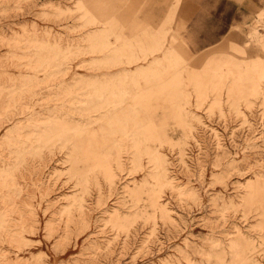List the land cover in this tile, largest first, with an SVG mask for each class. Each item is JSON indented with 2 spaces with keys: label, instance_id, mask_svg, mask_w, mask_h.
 I'll return each mask as SVG.
<instances>
[{
  "label": "rangeland",
  "instance_id": "obj_1",
  "mask_svg": "<svg viewBox=\"0 0 264 264\" xmlns=\"http://www.w3.org/2000/svg\"><path fill=\"white\" fill-rule=\"evenodd\" d=\"M264 0H0V264H264Z\"/></svg>",
  "mask_w": 264,
  "mask_h": 264
},
{
  "label": "crops",
  "instance_id": "obj_2",
  "mask_svg": "<svg viewBox=\"0 0 264 264\" xmlns=\"http://www.w3.org/2000/svg\"><path fill=\"white\" fill-rule=\"evenodd\" d=\"M261 14H264V10H263V11H261V12L259 13V16H260Z\"/></svg>",
  "mask_w": 264,
  "mask_h": 264
}]
</instances>
